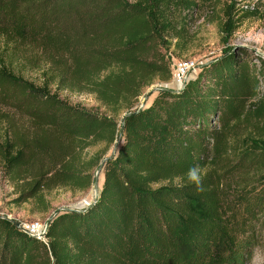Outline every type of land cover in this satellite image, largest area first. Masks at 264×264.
Here are the masks:
<instances>
[{"label":"trees","instance_id":"16d2710c","mask_svg":"<svg viewBox=\"0 0 264 264\" xmlns=\"http://www.w3.org/2000/svg\"><path fill=\"white\" fill-rule=\"evenodd\" d=\"M218 4L0 0V166L24 187L21 200L45 210L50 191L90 190L120 117L133 112L98 201L58 214L44 240L0 217V264H235L259 244L264 56L228 48L183 89L161 90L138 111L146 89L171 80L169 51L186 49L198 15ZM257 15L231 1L210 22L230 40ZM63 90L93 95L105 111L73 104ZM194 166L203 192L187 179ZM182 228L192 236L189 257Z\"/></svg>","mask_w":264,"mask_h":264},{"label":"rangeland","instance_id":"374dc122","mask_svg":"<svg viewBox=\"0 0 264 264\" xmlns=\"http://www.w3.org/2000/svg\"><path fill=\"white\" fill-rule=\"evenodd\" d=\"M218 1L219 4L215 10L209 9L198 15L197 21L191 26L190 35L186 42V49L172 48L169 51L171 70H173V64L180 60L194 63V69L188 77L187 83L195 80L200 73L207 69V67L222 57L228 48L246 47L250 51H254L255 55L264 56V0ZM231 1H236L238 7L245 10L256 9L258 15L244 22L233 38L227 40L220 35L217 26L218 22L212 23L210 20L219 17L221 14V7L226 3H231ZM246 7L248 8L246 9ZM1 45L0 39V46ZM253 63L254 65L252 66L259 70V62L254 61ZM25 74L31 80L40 83L39 73L37 71L27 70ZM175 88L178 87L173 83L172 77L169 82L158 81L146 89L144 95L139 99L138 106L140 107L143 104L146 95L154 89L158 91L151 95L148 105L157 97L160 92L159 89L166 90ZM179 88H181V86ZM59 94L62 98L67 99L73 104H80L88 109H99L100 112L105 111L93 95L69 92L68 90L60 91ZM123 117L124 115L120 117V123ZM103 183L104 173H102L101 176L100 190L103 188ZM23 189L24 187H14L6 180L0 166V216L18 220L22 225L40 223L46 227L51 217L57 212H63L65 209L69 208L77 210L83 209L93 203L95 199L93 187L85 192L55 189L47 194L48 208L40 210L35 200H21L22 194L24 193ZM259 233V244L252 248L248 256H242L235 264H264V225ZM177 235L184 247L186 257L191 256L193 253L191 234L186 229L182 228L178 230Z\"/></svg>","mask_w":264,"mask_h":264},{"label":"water","instance_id":"95a60500","mask_svg":"<svg viewBox=\"0 0 264 264\" xmlns=\"http://www.w3.org/2000/svg\"><path fill=\"white\" fill-rule=\"evenodd\" d=\"M186 85V83L184 85H182L181 89H183V87ZM178 88H175V89H166V91L168 92H177L180 90V86L177 85ZM158 90H152L150 91L145 99H144V102L143 104L139 107L138 111L141 110V109H144L145 107L149 106L148 103H149V98L151 97V95L156 92ZM159 91H161L159 89ZM133 112H129V113H126L120 123V132H119V136H118V139L114 145V147L112 148L111 150V153L108 157H106L102 163L100 164V166L97 168L96 172H95V177H94V183H93V190L95 192V199L93 201V203H96L99 199V196H100V193H101V190H100V181H101V176H102V173H104V169H105V166L106 164L108 163L109 160L113 159L116 157L117 153H118V150L122 144V141L124 139V136H125V123H126V119L128 116L132 115ZM91 203V204H93ZM90 204V205H91ZM72 211H77V209H73V208H69V209H65L63 212H72ZM61 212H57L54 216L51 217V219L49 220L47 226H46V229L47 227L49 226L50 222L58 215L60 214ZM1 218H4L8 221H10L12 224H14L17 228H19L20 230H24V227L22 225V223L18 220H15V219H12L10 217H3V216H0Z\"/></svg>","mask_w":264,"mask_h":264},{"label":"built area","instance_id":"2783aa9c","mask_svg":"<svg viewBox=\"0 0 264 264\" xmlns=\"http://www.w3.org/2000/svg\"><path fill=\"white\" fill-rule=\"evenodd\" d=\"M248 7H246L247 9ZM194 69V63L191 61L180 60L173 64L172 80L178 86L184 85ZM24 231L39 238L45 239L46 227L40 223L23 225Z\"/></svg>","mask_w":264,"mask_h":264},{"label":"clouds","instance_id":"9594fccd","mask_svg":"<svg viewBox=\"0 0 264 264\" xmlns=\"http://www.w3.org/2000/svg\"><path fill=\"white\" fill-rule=\"evenodd\" d=\"M187 179L189 183H193L196 186V191L203 192L204 186L201 179V169L199 166H194L189 168L188 172L186 173Z\"/></svg>","mask_w":264,"mask_h":264}]
</instances>
